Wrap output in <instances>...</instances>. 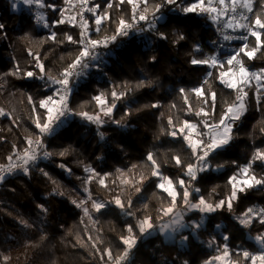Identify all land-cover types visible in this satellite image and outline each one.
<instances>
[{
	"label": "trees",
	"instance_id": "obj_1",
	"mask_svg": "<svg viewBox=\"0 0 264 264\" xmlns=\"http://www.w3.org/2000/svg\"><path fill=\"white\" fill-rule=\"evenodd\" d=\"M44 2L54 5L55 9L25 6L12 12L14 0H0V24L4 26L0 30V109L6 114L0 116V164L8 163L7 157L13 154L14 145L15 150L22 151L26 147L25 137L39 134L33 122L36 115L44 119L45 109L39 108V101L58 87L47 83L46 75L45 79H39L41 72L35 66L34 55L39 56L45 73L59 76L80 50L78 44L66 40V34L72 35L74 40L80 39V28L67 22V17L79 9L78 0H73L76 7L71 12L64 13L66 22L63 24L55 22L61 19V10L69 5L64 0ZM109 2L113 3L112 9L106 8ZM152 2L156 0H150V4ZM193 2L178 0L181 6ZM251 2L250 20H254L257 14L264 18V0ZM97 4L100 5L97 14L107 10L110 19L102 22V31L97 33L94 30L95 16L87 13L85 18L93 39L113 34L121 17L128 20L132 16V6L126 2L118 5L117 0H89L88 6ZM35 11L45 14L49 27L34 22ZM161 14L163 19L157 22L155 30L138 31L147 29V24L140 21L128 36H118L107 48L97 49L104 54L102 71L90 66L86 75L74 78L69 107L74 113H99L105 123L98 127L79 115L68 117L51 136L43 137L47 150L52 153L49 159L32 166L27 175L20 172L1 183L0 264H4L5 256L10 257L7 264H111L107 256L101 259V254L110 248L115 257L124 250L121 237L128 236L129 224L136 236L129 264H205L211 257L222 254L225 243L232 260L240 259L241 264H249L237 253L241 250L259 251L254 237L264 232V225L253 220L251 227L246 228L237 217L250 207L264 208V185L238 191V199L232 201L231 211L225 206L207 214L188 212L184 217L186 224L203 217L204 226L199 230H179L171 243L164 242L157 231L141 235L135 227L145 216H151L154 225L159 224L158 209L162 202L167 204L164 199L167 194L157 188L158 177L151 175V162L147 160L149 153L153 154L165 176L174 182L181 178L187 181L183 168L175 165L173 157L179 156L183 164L190 163L191 150L182 136L168 134L173 130L168 120L171 117L176 124L184 120L199 123L202 117L188 111L180 90H185L193 109L204 108L205 111H211V100L204 104L203 98L196 97L191 90L203 85L206 92L216 93L210 122L218 121L236 97L233 90L219 82V70L193 65L190 61L211 54H221L225 58L232 53L231 46L239 48L241 42L224 41L218 26L206 15L185 14L177 5L162 8L157 15ZM53 32L55 41L49 39ZM157 32L163 33L167 39H161ZM181 35L183 39H179ZM248 43L250 47L254 46L255 37H251ZM197 45L200 52L194 51ZM30 51L33 55L29 54ZM241 59L251 66L264 67V48L253 59L243 54ZM17 66L20 72L10 75ZM27 71H32L34 76L26 77L24 73ZM209 71L213 73L211 77L207 76ZM205 79L209 80L208 84H203ZM141 83L144 86L137 87ZM124 86L131 90L116 101L110 116L104 115L93 97L104 93L111 103L113 88L117 92L126 91ZM246 91L247 107L240 126L231 133L229 144L213 153L214 158H209L213 170L200 173L192 182L200 189L199 193H193L194 199L203 196L212 203L226 199L232 191L229 178L252 161L257 149L264 150V90H260L259 104L256 88L251 86ZM154 104L157 107H152ZM34 106L36 112H33ZM200 127L206 131L202 125ZM59 163L70 173L58 166ZM219 165L223 167L217 170ZM85 167L99 174L87 184L91 200L84 207L89 208L91 220L72 202L88 199L84 188L90 173L85 172ZM250 171L258 178L264 177V162L254 161ZM141 176L144 179L137 183ZM100 177H104L106 186L98 183ZM136 187L141 190L137 192ZM57 192L64 194L58 195ZM116 197L134 215H126L125 210L117 207ZM93 200L105 203L106 207L95 211L91 207ZM129 200L131 208H127ZM40 206L47 212L41 211ZM225 235L229 237L227 241L223 239ZM210 241H214L211 247Z\"/></svg>",
	"mask_w": 264,
	"mask_h": 264
},
{
	"label": "snow or ice",
	"instance_id": "obj_2",
	"mask_svg": "<svg viewBox=\"0 0 264 264\" xmlns=\"http://www.w3.org/2000/svg\"><path fill=\"white\" fill-rule=\"evenodd\" d=\"M125 2L132 6L131 18L126 20L121 17L117 22V27L113 34L103 36L101 39H93L89 31L88 20L84 17L83 13L88 11L95 16L94 23L96 27L94 30L99 33L102 31V22L110 19L109 12L105 10L97 14L100 5L97 4L93 7H89V0H78L80 7L74 14L67 17V22L73 27L80 28V39L74 40L72 35L66 34V40L70 43L78 44L80 50L72 63L69 64L59 76L45 73L44 66L40 62L39 56L34 55V59L36 60L35 66L39 68L41 72L39 79H45L46 75L47 83L58 87L54 88L51 95L39 101V108L45 109L44 119L36 115L33 120L36 128L39 130V134L25 137L26 147L22 151L15 150L14 145L13 154L7 157L8 163L0 164V182H3L6 175H11L17 171L27 175L30 168L35 166L40 159H49L51 157L52 153L47 150L43 137L51 136L54 133L56 127L62 123L61 118L79 115L89 122L96 124L98 127L102 126L105 121L100 118L99 113L90 114L86 111L74 113L69 107L68 98L73 90L72 84L74 78L79 79L81 76L86 75V70L89 69L90 66L102 71V55L104 54L98 52L97 49L107 48L110 43L116 41L118 36H128L140 21H144L147 24V29H137L138 31L155 30L157 22L163 19V15L161 14L158 16L157 13H160L161 9L168 5H177L185 14L197 13L206 15L218 26V31L221 32L224 41L241 40L244 41V43L225 58H222L221 54H211L199 59L194 57L190 61L193 65H205L210 70H219L217 77L219 82L226 88L233 90L236 93V97L235 101L226 107L218 121L210 122V117L214 115L216 93L214 91L206 92L203 85L191 90L196 97L203 98L204 104H208L209 100H211V111H205L204 108H200L199 110L193 109L188 102V95L185 94V90H180V92L184 94L183 98L185 104H188V111L194 112L197 117H202L199 123L184 120L176 124L171 117H169L168 120L169 127L173 129L168 134L173 137L177 135L182 136L187 147L191 150L192 162L190 163L183 164L179 156L173 157L175 165L183 168V173L184 176L187 177V181L181 178L174 182L160 171V166L156 159H154L152 153H149L147 156V160L151 162V175L159 179L157 188L167 194L166 198H164L167 199V204L162 202L161 207L158 209L157 220L159 222V231L165 234L167 239H171V234L181 229L188 228L190 230H199L204 226L203 217L200 221H193L190 224H186L184 217L188 212L196 211L201 214H207L215 212L217 209L224 208L225 206L231 211L232 201L238 199V191L243 192L245 188L264 185V177L258 178L254 172L250 171L254 161L260 160L264 162V150L257 149L253 154L252 161L240 167L238 173L229 178L228 183L232 185V191L226 199L212 203L203 196H199L198 199L193 198V193H199L200 189L195 187L192 182L197 180L200 173L213 170L212 161L209 158L213 157V153H217L219 149L224 148L231 141L233 124L236 120H239L246 111V98L248 96L246 89L252 86V80L256 81L257 103L259 104L260 102V90L264 88V70H262L261 73L250 72L245 67L241 55L243 54V56L248 57V59H253L256 53L264 48V40H262L264 31H261L264 30V18L257 14L254 20H250L248 13H252L253 11L251 0H194V2L188 6H181L178 0H156V2H152L151 4L150 0H117L118 5L124 4ZM19 3L29 8L55 9L54 5L45 4L44 0H19ZM64 3L69 5V8L61 10V19L56 21L55 24L65 23L64 13L71 12V10L76 7L73 0H64ZM106 8L112 9L113 3H107ZM149 14L151 15V19H149ZM77 17H79V20H77ZM35 20L45 28L49 27L47 18L43 12L37 13L35 15ZM3 27L4 26L0 24V30H2ZM237 31L246 34L239 36L229 34V32L234 33ZM157 35H159L161 39H167L163 33L157 32ZM249 37H255V45L252 47H250L248 43ZM183 38L182 35L179 37V39ZM49 39L55 41L56 34L53 32ZM220 47H223V45H220ZM194 51H201L199 45L195 46ZM29 54L33 55L31 51ZM153 59L155 58L153 57ZM19 72L20 69L17 66L16 71L9 74L17 75ZM24 75L26 77H33L34 73L32 71H27ZM212 75V71L207 73L208 77ZM208 83V79L203 81V84ZM142 86H144L143 83L137 85V87ZM124 87L126 91L121 92H117L115 88H113L111 92V103L108 102L104 93L93 97V100L100 106V111L103 112L104 115L110 116L113 109L116 107V101L125 96L127 91L131 90L129 86ZM28 100L32 103L31 96L28 97ZM152 107H157V105L154 104ZM173 107H175V105H173ZM33 112H36L35 106L33 107ZM4 115L6 114L3 109H0V116ZM113 122L119 123V121ZM200 125L203 126V129H207V131L202 130ZM262 131H264V129H262ZM100 135L101 138H103V133H100ZM60 155L63 156L64 153L61 152ZM60 167H64V165H60ZM219 167H223V165L217 166V170ZM85 172L90 173L89 178L85 181L84 188V191L88 192V199L80 201L73 200L72 202L77 207L82 208L84 215L91 220L92 217L89 208L84 207L88 200H91V193L87 188V184L91 182L93 176L99 174L95 173V170L90 167H85ZM44 175L47 176L48 174L45 172ZM143 179L144 177L141 176L140 181H137V183L141 182ZM53 183H55V181H53ZM98 183L105 185L104 177H100ZM122 183H127V181H122ZM237 184L240 185L239 189L237 188ZM178 189H180V191H178ZM135 190L139 192L141 189L136 187ZM56 194L63 195L64 193L57 192ZM115 204L117 207L125 210L126 215H134V213L126 210L124 202H122L119 197L115 198ZM40 207L41 211L47 212V209L43 208V206ZM91 207L99 212L106 207V204L93 200ZM127 208H131V200L127 202ZM165 217L168 218L166 221L164 220ZM237 219L239 223L246 228L251 227L253 220H258L259 224L264 225V208L257 209L250 207L242 213L241 216L237 217ZM135 227L139 229L141 235H151L152 230L157 227V225L153 224L151 216H145L143 219L137 221ZM219 227L220 226L217 225V228ZM127 232L128 236L121 237V241L125 245L124 250L113 257L112 250L110 248L105 249L101 254V259L107 256L111 264H127L131 249L136 244V236L131 224L127 225ZM89 239H91V237H89ZM186 239L187 237L185 236L184 240ZM223 239L227 241L229 237L225 235ZM254 240L259 246V251L257 253L241 250L237 253V256L242 258L243 261L249 262V264H264V232L256 235ZM213 243L214 241H210L209 246L211 247ZM92 246L95 248L96 244L94 243ZM230 256L228 244L225 243L223 245L222 254L211 257L205 264H214V262L222 261L224 258H229L228 264H241L240 259L232 260ZM9 259L10 257H3L4 264H7Z\"/></svg>",
	"mask_w": 264,
	"mask_h": 264
},
{
	"label": "built area",
	"instance_id": "obj_3",
	"mask_svg": "<svg viewBox=\"0 0 264 264\" xmlns=\"http://www.w3.org/2000/svg\"><path fill=\"white\" fill-rule=\"evenodd\" d=\"M78 4H79V3H78ZM79 7H80V5H79ZM15 10H16V9L13 7L12 12L15 11ZM37 13H39V11H35V14H34V18H33V20H34V22H35L37 25H41V24H38V23L36 22V20H35V15H36ZM87 13H88V11H85V12L83 13L84 17L87 15ZM53 25H54V23L51 25V27H52ZM244 34H246V33L241 32V31H237V32H234V33H233L234 36H239V35H244ZM250 39H251V37H249L248 42L250 41ZM237 41H240V42H241V45H240V46H242V44L244 43V41H241V40H233V42H237ZM244 64H245V67H246L250 72H252V73H261V71L264 70V67L251 66V65H249L248 63H245V62H244ZM252 86H254V87L256 88V81H255V80H252ZM261 90H264V88H262ZM69 97H70V96H69ZM68 102H69V98H68ZM242 116H243V115H242ZM242 116L240 117L239 120H236V121L234 122L233 127H232V132L235 131V130L240 126ZM67 118H68V117H67ZM67 118H61L62 123H63ZM62 123H61V124H62ZM61 124H60V125H61ZM60 125L56 127L55 131L60 127ZM55 131H54V132H55ZM206 131H207V129H206ZM46 160H47V159H40V160L38 161L37 164H39L41 161H46ZM37 164H36V165H37ZM58 165H61V164L59 163ZM64 169H65V171H66L67 174L70 173V170H69L66 166H64ZM18 173H20V171L14 172V173H12L11 175H6L5 179L8 178V177L14 176V175H16V174H18ZM5 179H4V180H5ZM4 180H3V181H4ZM1 183H2V182H0V185H1ZM132 250H133V248L131 249V252H130V254H129L127 264H129V263L131 262Z\"/></svg>",
	"mask_w": 264,
	"mask_h": 264
},
{
	"label": "rangeland",
	"instance_id": "obj_4",
	"mask_svg": "<svg viewBox=\"0 0 264 264\" xmlns=\"http://www.w3.org/2000/svg\"><path fill=\"white\" fill-rule=\"evenodd\" d=\"M14 2H16V0H14ZM13 5H14V3H13ZM248 15H249V13H248ZM232 32H229V34H231ZM232 35V34H231ZM232 47V48H231ZM230 48L232 49L231 51L233 52V50H235V49H237V47H233V46H231ZM229 48V49H230ZM65 122V121H64ZM58 166H60V165H58ZM245 166V165H244ZM237 185H239V184H237ZM186 223V222H185ZM158 232L159 233H161L160 231H159V228H158ZM162 234V240L164 241V242H167V243H171V242H173L174 241V237H175V234H176V232L175 233H172L171 234V236H172V238L171 239H167L166 238V235L165 234H163V233H161ZM255 241V240H254ZM228 260H229V258H224L222 261H216V262H214V264H228Z\"/></svg>",
	"mask_w": 264,
	"mask_h": 264
},
{
	"label": "crops",
	"instance_id": "obj_5",
	"mask_svg": "<svg viewBox=\"0 0 264 264\" xmlns=\"http://www.w3.org/2000/svg\"><path fill=\"white\" fill-rule=\"evenodd\" d=\"M14 5H15V9L16 10H19V9H21L22 7H25L26 5H23L22 3H19V0H16V2H14ZM13 5V6H14ZM167 220V219H166ZM165 220V221H166ZM158 224H157V227H155L153 230H152V233H155L156 231L158 232ZM159 234H161V233H159ZM162 235V234H161Z\"/></svg>",
	"mask_w": 264,
	"mask_h": 264
}]
</instances>
